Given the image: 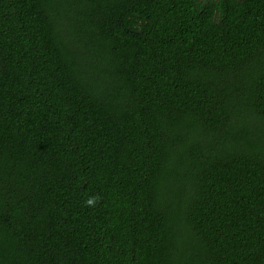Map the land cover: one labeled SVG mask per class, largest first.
Wrapping results in <instances>:
<instances>
[{"label":"trees","instance_id":"1","mask_svg":"<svg viewBox=\"0 0 264 264\" xmlns=\"http://www.w3.org/2000/svg\"><path fill=\"white\" fill-rule=\"evenodd\" d=\"M0 264H264V0H0Z\"/></svg>","mask_w":264,"mask_h":264},{"label":"clouds","instance_id":"2","mask_svg":"<svg viewBox=\"0 0 264 264\" xmlns=\"http://www.w3.org/2000/svg\"><path fill=\"white\" fill-rule=\"evenodd\" d=\"M97 198L96 197H90L85 203L88 206H92L96 202Z\"/></svg>","mask_w":264,"mask_h":264}]
</instances>
